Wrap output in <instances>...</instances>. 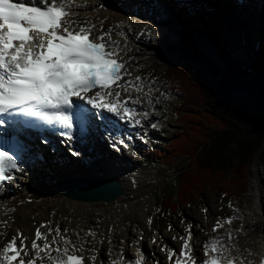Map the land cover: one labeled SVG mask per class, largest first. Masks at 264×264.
<instances>
[{
	"label": "snow or ice",
	"instance_id": "obj_1",
	"mask_svg": "<svg viewBox=\"0 0 264 264\" xmlns=\"http://www.w3.org/2000/svg\"><path fill=\"white\" fill-rule=\"evenodd\" d=\"M76 9V0H0V126L6 122L15 126L19 117L34 118L23 122L58 126L60 135L71 136L73 109L79 107L74 98L96 109L94 115L107 110L140 123L128 100L120 99L119 89L142 91L144 82L140 77L124 80L131 73L120 56V41L113 39V29L105 30L101 21L97 32V25L81 21ZM140 115L147 117L149 112ZM4 145L0 146V185L13 179L9 174L13 170L23 171L16 154L18 145L9 141ZM0 225L9 227L7 221ZM220 227L223 225L217 223L213 231ZM67 231L62 233L59 226L53 229L50 221L37 226L31 238L17 231L0 247V264H96L99 257L94 245V254L86 256V241L80 238L78 244L64 234ZM87 235L94 237L96 232L89 229ZM6 236V231H0V238ZM180 239L179 251L167 246L162 249L167 251L169 264H256L237 245L228 243L234 239L231 233L206 241L202 259L193 251L191 231ZM100 264H146V258L139 251L131 260L112 258L109 250V259ZM259 264H264V256Z\"/></svg>",
	"mask_w": 264,
	"mask_h": 264
},
{
	"label": "bare ground",
	"instance_id": "obj_2",
	"mask_svg": "<svg viewBox=\"0 0 264 264\" xmlns=\"http://www.w3.org/2000/svg\"><path fill=\"white\" fill-rule=\"evenodd\" d=\"M205 1L212 5L209 0ZM222 1L226 6L224 10L219 12L221 22L219 28L216 31H206L205 33L215 43L219 37L224 40H237V43H240L241 33L244 29L247 38L246 45L252 46L255 34H253L249 23L253 18L260 21L262 13L264 15V0H246L247 4L244 5V10L242 11L237 7L229 9L231 3L227 2V0ZM252 3L256 5V9L251 7ZM76 5L79 19L81 21L88 20L96 24L97 32L100 31L101 21H103L105 30L108 28L113 29V39L120 41L122 47L120 56L124 61H127L126 68L131 73L130 76H125L124 80H135L136 77H140L144 82L143 90L140 91L143 97L137 98L141 101V103H138L137 115L140 120L139 125H144L142 127L144 129L143 132H145L144 136L148 137L154 131L151 125L156 123V117L153 112L156 108L154 98L158 94H156L157 91H155V86L152 83L139 76L141 66L148 65L157 57L155 51H162L161 48L159 49V47L153 45L155 39L159 43L161 40L159 37L162 35L156 36L155 34L159 26L163 27L162 30H165V32H182L185 28L182 26L183 22L165 14L164 10L169 9L170 5L168 0H76ZM236 12L238 16L233 15ZM120 33H124V35H120ZM134 68H136L135 72L133 71ZM149 88H151L150 93ZM122 92L132 95L137 90L133 87H128L127 90L122 89ZM133 100H136V98ZM150 100L151 103H149ZM145 111L149 112V115L142 117L140 113ZM137 131H139L138 127L131 128L130 132L127 133ZM121 141L123 142L124 138ZM77 145L79 152L83 154V160L85 159L86 161L79 158L69 159L61 150L58 151V155L42 156V160L36 159L30 153L23 171L19 172L18 177L14 181L5 184L3 192H0V221H7L9 227L5 229L3 225H0V231L7 232L6 237L0 238V245L6 244L17 231H22L30 238L33 237L36 227L41 224L37 223L33 227L30 226V216L45 200L60 206L63 211L67 212L68 216L78 217L79 220L83 219V225L77 229L78 231H70L65 235L70 236L78 244L80 238H83L86 241L85 248L89 249V251L85 252L86 256L94 254L91 251L94 245L95 249L98 250L95 254L99 257L96 264L109 259V252H102L107 240L111 242L112 258L123 257L130 260L132 254L139 251L146 258V263L151 259L166 263L167 251H162V249L167 246L168 249L177 250V247L180 248L182 241L168 240V243L160 248H148L145 245V240L150 223L145 217V205H142L141 201L132 202L128 191L125 192V200L122 201L126 202V205L115 207L103 203H83L84 201L69 199L58 191L57 186L47 187V183H58L65 178L94 174L92 172L96 168H92L86 163L91 160L94 163H98L100 167L98 175L117 178L122 183L123 188L127 190V184L125 185L124 180L127 181L131 177L129 175L131 166L128 163L124 165L118 164L110 155L108 159L104 146H98L94 137H91L86 146ZM32 146L35 151L36 145ZM42 150L43 153H46L47 147L45 146ZM133 170H136L135 167L132 168V176L134 175ZM261 206H263V202L259 201L257 204L259 212L254 213L250 218L251 220L246 224L247 230L240 235L236 234L237 232L233 233L231 231L232 225L227 223L223 224L222 227L227 230L225 235L220 230L214 232L213 229L205 234L198 233L196 238H193L190 242L194 253L198 257L203 258V245L206 241L213 237L225 236L226 238L231 233L234 239L228 241V243L237 245L239 250L247 256V259L256 261L261 256L264 246V210ZM99 208L106 209L109 215L104 220L96 222V220L90 218L92 215L91 211ZM9 209L12 211H9ZM46 209L44 207V210ZM132 223H137L136 230L131 229ZM88 228H92L96 232V236L87 235ZM42 231H46V229H42Z\"/></svg>",
	"mask_w": 264,
	"mask_h": 264
},
{
	"label": "rangeland",
	"instance_id": "obj_3",
	"mask_svg": "<svg viewBox=\"0 0 264 264\" xmlns=\"http://www.w3.org/2000/svg\"><path fill=\"white\" fill-rule=\"evenodd\" d=\"M169 3L172 10L183 21L184 24L182 23V26H186L185 30H187L189 35H192L194 32L193 28L195 27L200 29L204 28L200 23L202 19H205L206 17H211V19H215V23H218L217 11L203 2V0H191L190 9H188L186 13L182 9L186 4L184 1L179 2L178 0H170ZM192 14L195 19L190 17ZM219 26L220 24L215 26L214 29H210L214 31L217 30ZM162 29L163 27L159 26L157 30L158 32L155 30L157 32H155L156 36H159V34L162 35L159 37L161 39L160 43L155 39L153 44L159 47V49L161 48L162 51H155L157 57L148 65L141 66L140 70L141 76L146 80H153L154 83H152L155 85V91H157L156 94H158L154 98V102L157 104V107L153 112L156 117V127L154 128V132L151 138L146 142L140 141L142 136L136 134L135 138L130 142L129 149L120 148V150H117L116 146L110 143L107 146L110 152L109 154L110 156L113 155L114 159L118 160V164L124 165L128 163V165L131 166L129 169V175H131V177L127 180L128 182L124 180L125 185L127 184V190H125V188L124 190L125 192L128 191L130 193L129 195L132 202L141 201L142 205H145V217L148 222L151 221L149 222V231H147L145 240V245L148 248H160L162 245H166L168 240L174 241L177 239L181 241L180 238L187 236L189 231H191L192 238H196L198 233L205 234L207 231L216 227L217 223L222 225L225 223L232 225V229L230 228L231 231L233 233L237 232L236 234L240 235L247 230L246 224L251 220L250 218L254 213L257 211L259 212V210H257V204L259 201L263 202V206L261 207L264 210V164L258 157L252 168L253 178L250 180L251 184L249 183V191L247 190L248 193H245L243 197L235 198L232 201H221L218 193L212 188H208L203 192L200 200H195V202L191 204H183L180 209H176L172 213L164 215L161 212L155 215L158 209L159 199L164 196L165 193H168L173 189L169 184H171V181L175 177V171L178 169L176 165H167V162L157 157V155L153 158L148 154V150L154 148L161 151V141L169 140L167 138L165 139L164 134L170 131L176 132L180 128L178 122L172 119L173 117L170 115L175 102H177L176 98L180 99V97L174 92H178V89L180 88L177 90L171 89L167 80V78L172 80L168 70L172 67L180 69L179 66H181V68L184 66H193L205 69L212 74L216 73L217 69L214 63H212L200 50L194 47V40L192 41L190 37V42L184 43L178 39L181 35L179 31L170 33L165 32V30ZM153 37H155V35H153ZM217 45L224 46L221 51L226 58L230 57L229 53L232 51V48L241 47L239 43H237V40L230 39L224 41L222 37L218 38ZM244 47V49L242 48L240 50L238 57L239 59H245L247 65H252L249 60H247L246 53H244V50L247 48L246 44ZM234 60L235 58L232 57L231 62ZM176 64H178V66H176ZM134 70H136V68H134ZM238 71L239 70L233 66V81L229 82V88L234 95L249 101H254L257 92L260 90V84L257 82V75L250 71L248 73H240ZM216 78L220 79L221 75H217ZM175 86L178 85L175 84ZM119 91L121 92V98L124 96H130L133 98L141 96V92L139 91L129 96L124 94L120 89ZM67 153L69 152L67 151ZM115 156H118L119 158H115ZM77 157L83 159L82 154H78ZM86 163H88V166L96 168L97 171L95 170L92 173L98 174L100 168L98 165L94 164L91 160ZM134 167L136 170H133L134 175L132 176V168ZM166 185L168 186L166 187ZM155 189H160L162 195L158 196L154 193ZM155 196H157V199ZM124 200V196H121L117 200L109 203H83H103L117 207L120 205L125 206L126 202H122ZM53 203L54 202H47L44 200L30 216V226L33 227L41 221H50L53 229L59 226L62 230L67 229L68 232H76V230L83 225V219L79 220L78 217L68 216L66 211H63L60 206ZM44 207L47 209L44 210ZM101 209L92 210L90 218L96 220V222L104 220L106 216L109 215V212H107L106 209ZM229 217L233 218L231 223H228ZM136 224L137 223L131 224L132 230H136ZM219 230L223 235L227 232V230L222 227H220ZM173 237H175V239H172ZM110 249L111 242L110 240H107L103 246L102 252L108 253ZM151 264L153 263L151 262Z\"/></svg>",
	"mask_w": 264,
	"mask_h": 264
},
{
	"label": "trees",
	"instance_id": "obj_4",
	"mask_svg": "<svg viewBox=\"0 0 264 264\" xmlns=\"http://www.w3.org/2000/svg\"><path fill=\"white\" fill-rule=\"evenodd\" d=\"M229 55L231 59L233 54ZM235 63L239 72L244 68L247 72V65ZM179 67L168 71L178 77L175 82L185 92L174 113L180 129L165 135L169 140L159 153L167 165L178 167L169 185L173 189L159 199V213L164 215L199 200L208 188L220 199L242 197L257 157L264 164V42L259 62L249 70L260 84L254 101L232 93L230 70L216 67L211 74L193 66ZM156 192L162 195L159 189Z\"/></svg>",
	"mask_w": 264,
	"mask_h": 264
},
{
	"label": "water",
	"instance_id": "obj_5",
	"mask_svg": "<svg viewBox=\"0 0 264 264\" xmlns=\"http://www.w3.org/2000/svg\"><path fill=\"white\" fill-rule=\"evenodd\" d=\"M194 47L222 71L227 70V62L220 56L214 42L208 39L205 33L194 34ZM59 190L67 197L80 201L112 202L124 194L121 183L109 176L70 178L60 182Z\"/></svg>",
	"mask_w": 264,
	"mask_h": 264
}]
</instances>
